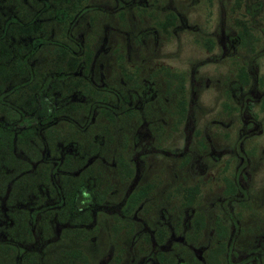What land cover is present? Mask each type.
I'll return each mask as SVG.
<instances>
[{
    "label": "flooded vegetation",
    "instance_id": "flooded-vegetation-1",
    "mask_svg": "<svg viewBox=\"0 0 264 264\" xmlns=\"http://www.w3.org/2000/svg\"><path fill=\"white\" fill-rule=\"evenodd\" d=\"M177 6L0 0V264H264V191L250 193L249 170L264 160V47L252 18L264 24V0L242 6L235 31L194 39L206 57L185 69L160 58L143 68L126 46L109 49L102 34L92 48L75 28L90 9L121 25L135 10L150 26L132 42L150 37L152 50L189 26ZM235 47L245 57L232 71ZM209 62L222 64L218 80L194 74ZM215 80L214 112L192 113Z\"/></svg>",
    "mask_w": 264,
    "mask_h": 264
},
{
    "label": "rangeland",
    "instance_id": "rangeland-1",
    "mask_svg": "<svg viewBox=\"0 0 264 264\" xmlns=\"http://www.w3.org/2000/svg\"><path fill=\"white\" fill-rule=\"evenodd\" d=\"M114 1L115 0H89L90 3H101L108 6L114 3ZM197 1L198 3L194 4L196 0H175L178 5L177 7L179 8V12L186 19V24L189 26L183 29H176L173 32L174 34L167 39L159 37V40L155 43L156 47L152 50L150 37H139L144 41L143 45L140 44V46L135 45L132 42V35H136L140 30L150 26V19L148 18L149 15H141L143 16L141 17L135 10L125 11L124 25H121L113 14L106 15V12H104L105 10L90 9L80 17L81 19H76L78 20V25L75 28L79 33H88V35H93L92 48L97 47L99 44L98 38H100L102 34L105 35L107 40L106 46L109 49H114L118 44H121L123 48L126 46L128 57L131 58L132 61H138L139 63L141 60L142 65H145L143 68H146V65L149 64L153 58V60H156L155 58H160L163 61L167 60V63L174 67L185 69L189 68L195 60L204 58V56L206 57V53L198 48L194 39L210 34L217 35L219 37L221 31H223L224 34L235 31L234 20L238 18L247 19L242 6L249 5L257 0H242L243 5L234 11L231 9L234 7L235 0H212L211 5L209 6L204 0ZM252 18L253 33H255L260 39V42L256 44V49L258 50L264 47V24L260 14H257ZM87 19H89V25L85 28L84 23H86ZM92 19L95 20L93 21ZM105 24L106 26L104 27ZM234 51L233 57L231 58L232 62H228V68L232 66V71H234L236 66L235 63L238 65L243 64V57H245V53L242 52L240 48L235 47ZM165 53H167L168 56H166ZM150 54L152 55L151 57L146 56ZM111 59L109 58L108 60L107 58H104V70L109 67V62H112ZM257 63V67L259 66L258 75L261 73L264 75L263 57L259 58ZM222 71H224L222 69V64H218L216 68H214L213 64L209 62L196 66L194 74L205 73L206 75H211L212 78L216 77V80H218V76ZM216 80L208 89L201 88L198 91L197 106L192 109V113L198 114L199 116L204 114L207 117L209 114L214 112L217 106L220 90V86L217 85ZM197 81H203V79L200 78ZM257 108L258 105L253 106L254 110ZM237 116L234 114V116L231 117L232 130L230 131L232 135H234V133L237 134V131L240 128V121ZM259 120L261 128L260 141L264 146V112L260 114ZM251 127L252 124L249 123L247 128ZM244 147H247L246 144H244ZM249 170L253 172L250 182V193L253 196H260L264 191V160L262 161L261 166L254 169L250 166ZM103 242L104 239L102 237L98 239L96 249L97 254L102 248Z\"/></svg>",
    "mask_w": 264,
    "mask_h": 264
},
{
    "label": "trees",
    "instance_id": "trees-1",
    "mask_svg": "<svg viewBox=\"0 0 264 264\" xmlns=\"http://www.w3.org/2000/svg\"><path fill=\"white\" fill-rule=\"evenodd\" d=\"M249 14L253 15L255 14L258 10L254 11V10H246ZM240 30L238 31V35H239V38H240V43L243 44V45H248L249 46V49H252V44L251 42L249 41L250 38V34L251 32L248 30L247 26L243 23H240ZM248 36V38H246V36ZM252 39V38H251ZM251 44V45H250Z\"/></svg>",
    "mask_w": 264,
    "mask_h": 264
}]
</instances>
